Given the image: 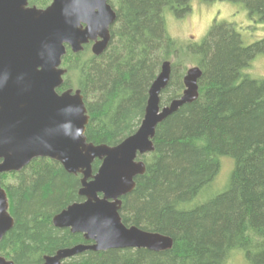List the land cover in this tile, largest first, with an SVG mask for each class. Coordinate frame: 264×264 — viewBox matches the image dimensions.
Here are the masks:
<instances>
[{"label":"trees","instance_id":"obj_1","mask_svg":"<svg viewBox=\"0 0 264 264\" xmlns=\"http://www.w3.org/2000/svg\"><path fill=\"white\" fill-rule=\"evenodd\" d=\"M229 1L264 15V0ZM50 2L29 5L43 9ZM189 3L110 0L116 20L105 51L94 56L88 46L78 54L66 48L58 92H81L89 116L85 137L94 145L115 146L136 132L163 62L171 63V74L162 106L181 96L187 65L199 67L202 76L198 99L157 126L154 151L138 158L145 172L121 199L122 223L170 237L171 249L87 251L64 264H229L237 253L246 264H264V78L247 73L264 41L244 46L231 26L220 23L201 43L181 44L167 34L162 14L170 8L181 17ZM224 157L233 168L222 192L190 206L212 186ZM99 165L94 161L93 174ZM80 179L43 158L1 174L14 224L0 242V256L13 264H42L60 249L89 244L52 225L53 216L83 201Z\"/></svg>","mask_w":264,"mask_h":264},{"label":"water","instance_id":"obj_2","mask_svg":"<svg viewBox=\"0 0 264 264\" xmlns=\"http://www.w3.org/2000/svg\"><path fill=\"white\" fill-rule=\"evenodd\" d=\"M110 0H51L46 8L29 0H0V175L17 173L35 159L59 163L71 175H80L79 197L53 216L52 225L81 234L85 242L44 256L42 264H64L84 252L171 249L170 237L125 226L119 211L121 199L145 172L139 157L154 151L156 128L167 117L198 99L202 71L188 68L181 96L161 105L171 63L165 61L148 90L143 119L136 132L115 146L88 143L89 116L79 90L58 92L66 69V48L73 54L92 43L91 53L101 55L110 42L116 20ZM100 165L95 174L94 161ZM5 190L0 185V242L12 228ZM0 264H13L0 256Z\"/></svg>","mask_w":264,"mask_h":264},{"label":"rangeland","instance_id":"obj_3","mask_svg":"<svg viewBox=\"0 0 264 264\" xmlns=\"http://www.w3.org/2000/svg\"><path fill=\"white\" fill-rule=\"evenodd\" d=\"M190 11L179 17L172 9L164 8L163 18L167 34L181 44L201 43L215 24L224 23L240 35L244 46L264 40V21L253 22L238 2L229 0H190ZM193 65H187V69ZM247 73L252 78H264V50L255 55ZM233 168V160L220 158V170L212 186L203 190L190 206L201 204L222 192ZM229 264H246L240 254H234Z\"/></svg>","mask_w":264,"mask_h":264},{"label":"flooded vegetation","instance_id":"obj_4","mask_svg":"<svg viewBox=\"0 0 264 264\" xmlns=\"http://www.w3.org/2000/svg\"><path fill=\"white\" fill-rule=\"evenodd\" d=\"M233 2V1H232ZM109 3V2H108ZM240 5H242L246 10L247 12V15L248 17L253 20V22H256L257 20H259V22L261 21H264V15H262L260 12L256 11V10H250L244 3H239ZM110 5V4H109ZM264 41V40H263ZM260 42V41H259ZM85 46H88V48L90 49L91 51V46H92V43H89L88 45H85Z\"/></svg>","mask_w":264,"mask_h":264}]
</instances>
